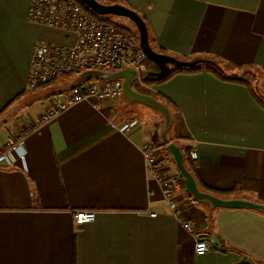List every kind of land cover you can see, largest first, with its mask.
<instances>
[{
	"label": "crops",
	"instance_id": "1",
	"mask_svg": "<svg viewBox=\"0 0 264 264\" xmlns=\"http://www.w3.org/2000/svg\"><path fill=\"white\" fill-rule=\"evenodd\" d=\"M98 1L135 10L160 53L214 60L264 97V0ZM29 5L0 0V154L11 162H0V264H264V212L207 202L190 218L213 247L194 254V237L169 213L142 154L154 137L163 143L156 107L124 95L98 109L82 101L31 127L76 75L26 90L36 45L75 40L30 22ZM133 90L168 109L167 143L195 166L200 191L264 203V106L246 85L203 68ZM12 133L23 137V159L7 152ZM168 169L178 173L171 159ZM78 209L94 210V220L76 224Z\"/></svg>",
	"mask_w": 264,
	"mask_h": 264
},
{
	"label": "built area",
	"instance_id": "2",
	"mask_svg": "<svg viewBox=\"0 0 264 264\" xmlns=\"http://www.w3.org/2000/svg\"><path fill=\"white\" fill-rule=\"evenodd\" d=\"M28 19L35 24L55 28L75 35L71 44L40 42L34 48L26 82V90L36 91L54 82L61 76L77 75L87 70L112 72L126 67L136 70L137 77L131 88H146L143 78L154 70V64L139 49L136 35L105 22L93 15L80 0H30ZM123 96L120 78H90L51 97L48 107L32 121L37 128L56 118L66 108L86 101L94 108H100L105 101L117 102ZM133 121L124 124L126 132ZM7 152H14L24 158L23 137L13 133L7 139ZM146 168L157 182L168 211L176 217L185 231L195 239L193 252L202 255L213 245L203 233V228L190 218V213L198 207V201L187 193L181 176L170 169V159L166 156L165 143L150 140L142 146ZM191 159L197 158L196 150L189 152ZM0 162L11 165L6 152L0 154ZM156 217V212H149ZM76 224L81 225L95 218V211L78 209L73 213Z\"/></svg>",
	"mask_w": 264,
	"mask_h": 264
},
{
	"label": "water",
	"instance_id": "3",
	"mask_svg": "<svg viewBox=\"0 0 264 264\" xmlns=\"http://www.w3.org/2000/svg\"><path fill=\"white\" fill-rule=\"evenodd\" d=\"M87 6L94 14L98 16L114 15L119 17L128 18L135 26L138 33V46L139 49L150 60L155 69L147 72V76L154 78L163 77L167 71V63H172L179 67H191L199 62H206L207 60L193 59L189 61H182L170 55L155 51L148 40V30L143 18L133 9L128 8L119 3L105 4L98 0H80ZM137 77L136 70L131 67H126L112 72H102L98 70H87L80 72L76 75L73 82L69 83L61 90L69 89L90 78H121L122 79V92L131 101L145 103L149 106L159 109L164 116V125L161 130V139L166 143L165 148L170 152V159L174 161L178 174L181 176L184 185L188 192L191 193L200 202H207L212 206L223 208H248L264 212V203H258L251 200L240 198H221L203 191H200L195 179L191 172L186 169L184 165L183 155L180 147L174 143H167L166 133L170 124V113L168 109L159 101L154 98L138 93L131 88V83Z\"/></svg>",
	"mask_w": 264,
	"mask_h": 264
},
{
	"label": "trees",
	"instance_id": "4",
	"mask_svg": "<svg viewBox=\"0 0 264 264\" xmlns=\"http://www.w3.org/2000/svg\"><path fill=\"white\" fill-rule=\"evenodd\" d=\"M93 15L95 17H97L98 19L100 20H103L105 22H109V23H112L116 26H119L120 28L124 29L125 31H128V32H131L133 33L132 30H130L129 28L125 27V26H121L119 24H116V23H113L112 21H110L109 18L107 17H104V18H101L100 16L96 15L93 13ZM142 17V16H141ZM143 18V17H142ZM143 20L145 21V19L143 18ZM146 23V21H145ZM147 26V24H146ZM135 27V26H134ZM136 29V28H135ZM147 30H148V27H147ZM137 33V31H136ZM136 38H137V41H138V34H136ZM148 40H149V43L151 45V47L159 52V50H156L155 47H154V40L151 38L150 36V33H149V30H148ZM195 59H202V60H207L206 62L202 61V62H199L191 67H179V66H173L172 68H168V71L167 73L161 77V78H154V77H150V76H145L143 78V82L146 84V85H150V84H153V83H159L161 81H164V80H167L168 78L172 77L173 75L177 74V73H181V72H185V73H195V72H199L200 70H202L203 68L206 69L207 71H209L210 73L216 75L217 77H219L220 79L222 80H226V81H230V82H237V83H242L244 85H246L250 91H252L253 95L255 96V98L257 99V101L262 105L264 106V97L260 94H257L256 93V88L253 87L252 85H250V83L246 80H244L241 76H237L236 74H228L223 68L221 65H219L216 61L214 60H211V59H207V58H195ZM243 67L237 65L236 66V69L238 70H242ZM248 72V70H247ZM50 84V83H49ZM48 85V84H47ZM3 117V116H2ZM153 141L154 142H157V138L154 137L153 138ZM185 161V164H186V167L188 168V170L191 171V173H193L194 171V165L189 161V159L187 157H185L184 159Z\"/></svg>",
	"mask_w": 264,
	"mask_h": 264
},
{
	"label": "rangeland",
	"instance_id": "5",
	"mask_svg": "<svg viewBox=\"0 0 264 264\" xmlns=\"http://www.w3.org/2000/svg\"><path fill=\"white\" fill-rule=\"evenodd\" d=\"M100 17L101 18L107 17L113 23H116V24H119L121 26H125V27L129 28L130 30L133 31L134 35L138 34V33H136L137 30L135 29L133 23L126 17H119V16H114V15H104V16H100ZM166 65L168 66V68H172L174 66V64H172V63H167ZM72 77H73V74H68L66 76H61L59 78H61L60 80H62V79H70Z\"/></svg>",
	"mask_w": 264,
	"mask_h": 264
}]
</instances>
